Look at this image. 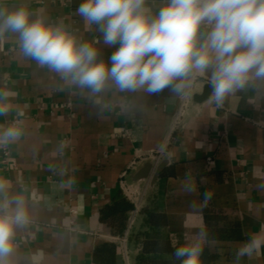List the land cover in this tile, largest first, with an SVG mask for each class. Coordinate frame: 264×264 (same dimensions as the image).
<instances>
[{
	"label": "crops",
	"instance_id": "0c3cea01",
	"mask_svg": "<svg viewBox=\"0 0 264 264\" xmlns=\"http://www.w3.org/2000/svg\"><path fill=\"white\" fill-rule=\"evenodd\" d=\"M81 2L0 5L26 6L33 19L62 24L78 42L99 39V59L107 60L113 49L77 14ZM164 3L147 0L153 13ZM190 88L175 126L187 88L182 94H148L110 86L91 95L23 57L13 35L0 42V89L16 93L0 125L23 122L19 140L0 146V178L8 181L9 195L24 197L30 216L16 230L12 264H97L94 250L103 242L116 244L115 264H138L145 235L183 244L201 228L208 234L210 264H264V248L252 258H236L241 243L264 226V84L237 92L219 107L210 101L206 77ZM146 164L147 175L137 177ZM189 180L196 185L192 194L182 187ZM205 192L212 193L206 204ZM131 193L142 208L124 240L100 211L121 196L134 202ZM149 213L164 222L149 223Z\"/></svg>",
	"mask_w": 264,
	"mask_h": 264
},
{
	"label": "clouds",
	"instance_id": "9594fccd",
	"mask_svg": "<svg viewBox=\"0 0 264 264\" xmlns=\"http://www.w3.org/2000/svg\"><path fill=\"white\" fill-rule=\"evenodd\" d=\"M76 11L113 49L107 60L99 59V39L78 42L62 24L33 19L23 5H0V42L13 35L23 57L91 95L110 86L182 94L196 78L206 77L210 101L219 107L237 92L264 84V0H165L155 13L147 0H82ZM15 96L0 89V116L9 114ZM22 123L0 125V146L19 140ZM9 187L0 178V264H12L16 230L30 220L24 197L9 195ZM182 187L189 194L196 191L191 180ZM203 195L206 204L212 193ZM207 243L201 228L186 235L173 256L180 264H202ZM262 248L264 226L241 243L236 258H252Z\"/></svg>",
	"mask_w": 264,
	"mask_h": 264
},
{
	"label": "trees",
	"instance_id": "16d2710c",
	"mask_svg": "<svg viewBox=\"0 0 264 264\" xmlns=\"http://www.w3.org/2000/svg\"><path fill=\"white\" fill-rule=\"evenodd\" d=\"M134 207V203L126 196H121L112 204L101 208V219L108 222L114 233L124 234L127 226L128 213ZM164 217L160 214L149 213V223H162ZM143 232L134 231L133 234L141 235ZM181 244H173L172 241L160 234L154 237L144 236L142 248L137 255L138 264H180L175 260L173 253L175 247ZM169 253V257L163 255ZM94 260L97 264H115L116 263V244L114 242H103L96 246L94 250ZM202 264H210L211 252L208 246L204 247L201 257Z\"/></svg>",
	"mask_w": 264,
	"mask_h": 264
},
{
	"label": "built area",
	"instance_id": "2783aa9c",
	"mask_svg": "<svg viewBox=\"0 0 264 264\" xmlns=\"http://www.w3.org/2000/svg\"><path fill=\"white\" fill-rule=\"evenodd\" d=\"M191 90L192 88H187L186 92H184V94L181 96V99H180V102H179V106L178 108L176 109L175 113H174V120H173V124L175 126H177L184 114H185V111H186V108L188 106V96L189 94L191 93ZM4 153L7 155L8 154V151L5 150ZM133 167H135V162H133ZM126 172H124L125 174ZM127 190V189H126ZM126 194L130 195V191L127 190L126 191ZM131 196H133V199H134V207L131 209L130 213H129V217H128V220H127V227H126V231L124 233V236H123V239L125 240L126 239V236L129 234V232L131 231V229L134 227L135 225V222H136V219H137V215L139 214L141 208H142V203L140 201V199L137 198V196L134 194V193H131Z\"/></svg>",
	"mask_w": 264,
	"mask_h": 264
},
{
	"label": "water",
	"instance_id": "95a60500",
	"mask_svg": "<svg viewBox=\"0 0 264 264\" xmlns=\"http://www.w3.org/2000/svg\"><path fill=\"white\" fill-rule=\"evenodd\" d=\"M149 168H150V164H146V165L144 166V168H142V169L140 170V172L138 173L137 177H143V176H146L147 173H148Z\"/></svg>",
	"mask_w": 264,
	"mask_h": 264
}]
</instances>
